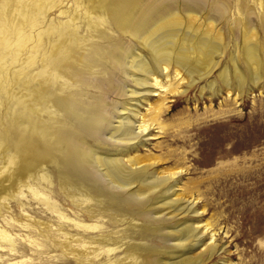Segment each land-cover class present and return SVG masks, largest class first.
I'll return each mask as SVG.
<instances>
[{
    "label": "bare ground",
    "instance_id": "obj_1",
    "mask_svg": "<svg viewBox=\"0 0 264 264\" xmlns=\"http://www.w3.org/2000/svg\"><path fill=\"white\" fill-rule=\"evenodd\" d=\"M1 1L4 7L12 0ZM68 1L32 0L27 15L28 38H19L18 31L13 34L18 36L16 43L23 52H29L24 69L20 67L22 79L28 78L16 83L20 89L14 95L13 117L9 109L5 110L8 126L0 128V151L5 154L0 165V205L8 208L6 198L29 195L56 213L78 231L76 238L73 234L67 237L64 247L68 255L83 264H101L103 258L107 264L202 263L213 253L211 243L205 245L204 259L185 256L165 263L152 258L154 251L148 246L123 242L151 236L173 240L176 245L189 241L196 244L206 229L196 230L188 224L165 231L168 218L192 212V205L180 206L175 199H168L175 186L169 181L177 173L154 176L148 171L154 166L152 162L145 163L140 156L124 158L122 154H128L158 124L167 111L163 108L164 96L180 93L178 87L164 84L163 79L179 84L182 70L189 79L193 74L189 58L196 51L193 42L175 50L180 14L191 22L194 17L187 8L189 3L207 13L208 8H214L219 16L225 15V6L209 0H73L67 7ZM175 5L179 6L177 10ZM207 43L205 39L196 43L198 53L206 52ZM133 49L137 55L132 54ZM248 63V69L253 64L258 71L263 65L258 54ZM243 79L240 74L239 85ZM112 95L118 99H111ZM150 96L160 98L159 103L148 115L140 116V99L146 101ZM132 100L135 102L129 103ZM112 119H117L114 127ZM158 128L162 134V127ZM101 138L113 149V156L107 155L103 145L92 144ZM56 187L77 209L75 218L60 212L50 201ZM156 191L164 195L162 202L147 208L148 196ZM159 207L170 216L164 218L160 212L158 217H151ZM105 218L115 222L123 219L127 227L111 237L101 227ZM71 242L77 245V251L69 245ZM13 244L0 226V246L13 250Z\"/></svg>",
    "mask_w": 264,
    "mask_h": 264
},
{
    "label": "rangeland",
    "instance_id": "obj_2",
    "mask_svg": "<svg viewBox=\"0 0 264 264\" xmlns=\"http://www.w3.org/2000/svg\"><path fill=\"white\" fill-rule=\"evenodd\" d=\"M71 1H68L67 7ZM209 1L225 6V15L219 16L214 8H208L207 13L192 3L187 8L190 7L193 12V21L189 22L180 14L179 22L182 23L180 28L177 27L175 50L193 42L191 45H194L195 53L190 56L183 53L191 57V78L182 70L180 79L183 80L179 84L170 81V78L163 79L164 84L172 83V86L178 87L180 93L161 95L165 97L163 108L167 111L159 117L158 124L153 126L149 135L142 136L139 143L128 150V154H122L124 158L140 156L145 163L152 162L150 164L154 166H150L148 171L154 176L177 173L169 181L175 186L168 199H175L180 206L192 205V212L168 218L163 226L165 231L188 224L196 230L206 231L196 244L189 241L176 245L173 240L161 241L151 236L145 240L135 237L123 242L144 244L156 252L152 258L165 263L179 261L185 256L204 259L205 245L211 243L214 248L212 255L198 264H264V0ZM30 3L32 0H12L1 7L0 0L1 129L8 126L4 119L8 109L10 117H13L14 95L20 89L18 81L28 78L22 79L21 72L29 52H23L19 47L16 43L18 36L16 38L14 32L18 31L21 39L28 38ZM201 39L207 40L209 46L206 52L198 53L199 45L196 43ZM136 53L138 51L133 49L132 54ZM257 54L263 64L261 70L258 71L253 64L248 69L250 57ZM240 74L244 79L239 85L237 79ZM110 97L118 99L114 95ZM159 100L151 96L146 101L140 99L138 114L148 115ZM112 120L111 126L114 127L117 119ZM159 126L162 127V134ZM92 144L103 145L108 156L115 153L105 145L104 138ZM3 158L5 154L2 156L0 151L1 166ZM163 196L160 191L149 195L147 208L159 205ZM18 198L17 195L6 198L8 208L0 205V226L14 243L13 250L6 245L0 246V264L16 261L27 264H83L68 255L64 247L68 243L67 237L73 234L72 238H76L78 231L29 195ZM50 201L60 212L75 218L77 209L59 192V188L54 189ZM160 212L164 218L170 216L159 207L151 212V217H158ZM121 221H106L105 218L101 227L115 237L127 227L125 220ZM69 245L78 250L74 242ZM121 256L119 254L118 257ZM101 261V264H107L104 258Z\"/></svg>",
    "mask_w": 264,
    "mask_h": 264
}]
</instances>
